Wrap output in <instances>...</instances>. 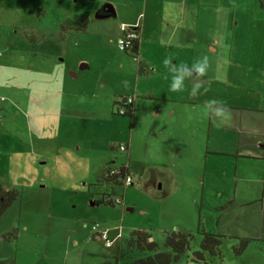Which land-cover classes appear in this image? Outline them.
Returning a JSON list of instances; mask_svg holds the SVG:
<instances>
[{"label":"rangeland","instance_id":"obj_1","mask_svg":"<svg viewBox=\"0 0 264 264\" xmlns=\"http://www.w3.org/2000/svg\"><path fill=\"white\" fill-rule=\"evenodd\" d=\"M206 1L194 49L175 27L140 39L144 55L161 70L148 78L138 74L136 55L118 49L123 32L117 17L100 20L94 15L87 30L76 31L66 24L92 10L81 0H0V94L19 111L12 123L0 119L9 132L3 133L12 136L15 130L18 137L14 142L9 137V149L0 141V184L21 193L0 220V264H104L134 230L147 231L161 248L167 233L194 235L191 251L174 264H264V211L257 202L264 186L259 188L253 175H263V160L236 157L239 124L231 121L230 111L221 104L187 107L194 97L171 91L173 76L165 70L172 38L178 70L204 57L205 72L212 65L208 77L199 74L205 91L201 102L209 100V84L229 75H263L264 21L250 13L259 1L212 0L213 7H206ZM117 6L121 19V0ZM208 11L217 15L209 17ZM231 41L234 55L228 64ZM211 45L219 51L212 52ZM80 60L90 69H81ZM72 68L86 74L79 96L65 91L63 78L68 79L67 70L71 77ZM35 88L46 91L42 99L53 94L64 100L63 108H57L62 133L57 137L55 117L43 115L51 127L36 128V143L27 124L32 113L28 115L26 100L21 104L17 98H31ZM217 92L225 90L218 87ZM134 95L133 117L116 114L114 102L123 105ZM234 103L245 104L237 94ZM51 106L46 105L47 116L56 110ZM243 115L245 128L264 118L262 113ZM125 143L130 153L120 150ZM112 160L117 167L129 166L133 185L103 180L102 170ZM118 197L121 205L107 203ZM95 222L115 237L110 248L99 239L89 240ZM202 232L223 236L220 254L192 261Z\"/></svg>","mask_w":264,"mask_h":264},{"label":"crops","instance_id":"obj_2","mask_svg":"<svg viewBox=\"0 0 264 264\" xmlns=\"http://www.w3.org/2000/svg\"><path fill=\"white\" fill-rule=\"evenodd\" d=\"M80 0H76V4H78ZM86 5L87 10L82 14V16L88 17V26L92 20V16H96L98 19L103 20L107 19L108 17H112V15L109 16H100V11L105 7L106 5H111L113 8L114 15L117 20V24L120 26L122 25H131V26H137L139 37L142 39L147 32L154 33L156 30L165 31V27H170L178 31L180 30L181 33L185 32L184 37H188V40L186 41V45L189 49H194L195 46H198V40H199V16L201 15V6L202 0H121V5L124 7L123 10H125V14L121 16V19H118V16H120L119 8H118V0H81ZM258 4L253 7L252 11L250 12L253 16L252 19H255L254 17H260L264 21V0H258ZM95 2L96 4H93ZM208 4H206V7H213L212 0L206 1ZM103 5V6H102ZM91 11H93L91 13ZM209 17H213L217 14L212 13L211 11H208ZM81 17V16H80ZM106 17V18H105ZM164 17V18H163ZM178 17V22L174 21ZM79 18V17H78ZM77 18V19H78ZM163 18V20H162ZM185 18L188 19V22L185 21ZM259 18L260 22L261 19ZM196 19V20H195ZM162 20V23H159V21ZM164 22V23H163ZM179 25H176V24ZM69 22L66 24L68 25ZM187 24V25H185ZM264 24V22H262ZM189 25V26H188ZM254 27H257V24L255 23L253 25ZM162 27V28H161ZM88 28V27H87ZM86 28V30H87ZM72 30V28H70ZM85 31V30H84ZM191 33V34H190ZM231 35V33H228ZM174 39H170L169 42H167V46L169 48H172L168 53H171V57L168 58V64L166 71H169L171 76L181 78L182 80V86L181 91L185 94L192 95L194 99H189L185 104L186 106H193L196 107V105L200 104H209L210 106H215L216 104H221L222 108H227L230 111V118L231 121L235 118V124H239V137L237 138V141L234 145L236 148V157H244V158H250L252 159H260L264 162V154L263 156L260 155V150L264 153V138L261 134H264V125H262V121L264 124V118L262 117L260 125L251 128H245L244 119L245 116L243 115V112H251V113H262L264 115V73L260 76H253L245 73V75H229L228 78L223 79V82H217L215 85L211 84L208 85L207 95L206 97L209 98V100H204L201 102L199 96L201 95V92H205L204 89H202V81L199 77V73L195 71L193 67H186L183 69L178 70L177 64L180 63L179 58L176 57V53L174 51L175 43ZM235 41H231V51L229 52V62L231 63V58L234 54H232V50L234 49ZM225 45H228V41L225 43ZM118 47V46H117ZM218 47V46H217ZM228 47V46H227ZM224 48V49H227ZM212 52L217 53L219 50L216 48V46H210ZM172 51V52H171ZM129 55L134 54L136 57H133L135 61L138 62V74L144 77L150 78L153 74L156 72L161 71L160 68H158V65L155 62H151L147 58L146 55H144V48L139 40L138 48L134 46L132 50L129 52H126ZM264 58V57H263ZM173 60V61H172ZM264 62V59H263ZM79 65L81 69H90V65L85 60H80ZM210 66L209 65V73L205 72L206 76L208 77L210 74ZM264 68V63H263ZM71 74V77L68 76V70H67V77L63 78L64 85H65V91L69 92V95L71 96H79L80 92L83 90V88L86 87V74L81 75L80 72L75 68H72V70L69 71ZM161 73V72H160ZM201 76H203L201 74ZM220 87L225 90L222 94H219L220 92H217V88ZM45 90H41L38 88H35L33 95L31 98L25 97V94H22V96L17 97L20 98L18 102L22 103V100H26L24 103L28 115L29 113H32L31 119L28 121L29 125V131L32 135V141L36 143L40 139L39 132L36 130V128H42L45 131H47L51 125L47 122L42 121L43 115L45 117L43 118H56V135L62 133V128H60L59 124H61L57 108L60 107L63 108V101L57 100L53 94L45 95V97L42 99V95L45 94ZM60 92V91H59ZM52 93V92H51ZM240 96V99L244 101L245 104H235L234 103V96L235 95ZM4 94H0V98L4 97L5 101L0 100V119L2 120L3 117L8 121L7 123H12L10 119L14 120L17 118V110L15 104H7V98L5 96H2ZM25 95V96H24ZM181 95V93H180ZM135 96V95H134ZM143 97H149L153 99L150 95L144 94ZM170 98L172 96H169ZM130 98V97H128ZM133 99V105H134V112H135V98H138L137 96L131 97ZM169 98V99H170ZM52 104V109H56L55 111L50 112L47 110L46 112V105ZM114 104H117V102H114ZM126 104V103H125ZM131 104V105H132ZM250 104V105H249ZM124 105V104H123ZM120 106H116V108H120ZM115 110V109H114ZM190 110V109H189ZM213 111V110H212ZM234 111L235 114L231 115V112ZM134 115V113H133ZM133 115L131 117H133ZM4 121V120H3ZM3 121L0 122V124L3 123ZM253 121H250V124ZM4 125L0 126V141L7 147V149L11 148L12 143L9 144L11 137L12 142L18 140V137H16L14 134L16 133L15 126L12 125L11 131L14 133L12 136H8L5 133H9L6 129L3 127ZM4 129V131H3ZM5 132V133H3ZM253 134V135H252ZM50 137V136H49ZM226 146H228L225 143ZM130 146V145H129ZM242 149V152H241ZM131 152V148L129 149V153ZM262 158V159H261ZM111 165L108 167H105L102 170L103 175L105 171L112 168H117L116 161L112 160L110 162ZM120 167V166H119ZM254 167V165H253ZM256 170L258 168L255 166ZM234 174L238 178L239 175V166L238 164L235 165L234 168ZM262 170V169H261ZM259 170V171H261ZM256 179L254 180L257 184H260L259 188L261 186H264V167H263V175L257 174L255 172ZM6 187V186H5ZM8 188V187H6ZM261 199L257 202H259L261 209L264 211V189L261 190ZM123 203V200L121 199V204Z\"/></svg>","mask_w":264,"mask_h":264},{"label":"trees","instance_id":"obj_3","mask_svg":"<svg viewBox=\"0 0 264 264\" xmlns=\"http://www.w3.org/2000/svg\"><path fill=\"white\" fill-rule=\"evenodd\" d=\"M88 22V17L81 16L75 22L69 21L68 25L76 27V31H84L88 27ZM139 40L140 37L135 41L134 46L136 49L138 48ZM117 104L118 106L121 105L119 102H117ZM117 104H115V106H117ZM121 108L125 109L124 113L120 114V108H118L116 114L121 116H132L134 113L133 104L121 105ZM121 146H124L125 150H122ZM119 148L122 152L129 153L130 146L128 143L121 144ZM102 178L106 182L111 183L113 181L116 185H125L126 187L133 185L126 184L127 178H131V172L127 164H123L115 169H108L105 171ZM20 196L21 193L18 190L6 188L4 185L0 184V220L7 210H9L10 207L20 199ZM121 199L122 198L118 197L115 200H109L107 203L113 206L121 205ZM118 200L120 202H117ZM95 224H99L100 234L103 233L104 230H107L109 232V237L112 238V234L108 229H103L98 222H95L92 225ZM95 233L98 234L97 232ZM95 233H91L92 237L90 236L89 240H97ZM201 235L202 239L199 245L200 250L192 252V261L203 262L205 261V254H209L213 257L220 254V246L222 245L223 236L208 232H202ZM121 236H123V233H121ZM194 240L195 237L192 234L171 232L165 234L162 244L163 248H161L160 244L152 240V236L147 233V231L134 230L124 239L123 244L119 242L115 246L113 252L109 256H106L104 264H174L175 262H178L182 256H185L191 251V243ZM99 241L103 242L102 240Z\"/></svg>","mask_w":264,"mask_h":264},{"label":"built area","instance_id":"obj_4","mask_svg":"<svg viewBox=\"0 0 264 264\" xmlns=\"http://www.w3.org/2000/svg\"><path fill=\"white\" fill-rule=\"evenodd\" d=\"M121 31L123 32V36H120L117 42L118 49L121 52H129L134 48L135 41L139 38V32H138V27L137 26H131V25H122L121 26ZM2 101L5 99L3 97L0 98ZM133 103V99L130 97L127 99L126 104L124 105H130ZM125 111L124 108L119 109V113L123 114ZM122 150H125L124 146H121ZM114 172V171H113ZM126 184L130 185L131 184V178H127ZM117 202H120L119 200ZM100 226L99 224H95L92 226V232L96 234V238L99 240H102L104 242L105 247L110 248L114 242H115V237L110 238L109 237V232L107 230H104L103 233L100 234ZM118 237L121 236V234L117 235ZM92 237V236H91Z\"/></svg>","mask_w":264,"mask_h":264},{"label":"clouds","instance_id":"obj_5","mask_svg":"<svg viewBox=\"0 0 264 264\" xmlns=\"http://www.w3.org/2000/svg\"><path fill=\"white\" fill-rule=\"evenodd\" d=\"M164 63L167 65L168 61L165 60ZM206 67H207V57L202 58L201 61H199L197 64L193 65V68L199 74H203ZM181 86H182L181 78L173 77L171 85H170V90L171 91L181 90Z\"/></svg>","mask_w":264,"mask_h":264},{"label":"water","instance_id":"obj_6","mask_svg":"<svg viewBox=\"0 0 264 264\" xmlns=\"http://www.w3.org/2000/svg\"><path fill=\"white\" fill-rule=\"evenodd\" d=\"M100 16H109V15H114L113 12V8L111 5H106L105 7H103V9H101L100 11Z\"/></svg>","mask_w":264,"mask_h":264}]
</instances>
